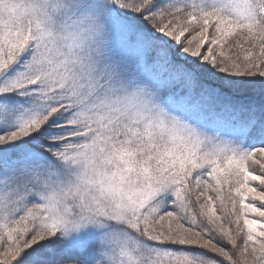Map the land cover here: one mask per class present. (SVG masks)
I'll use <instances>...</instances> for the list:
<instances>
[{
  "label": "snow or ice",
  "instance_id": "6c2138e0",
  "mask_svg": "<svg viewBox=\"0 0 264 264\" xmlns=\"http://www.w3.org/2000/svg\"><path fill=\"white\" fill-rule=\"evenodd\" d=\"M0 264H264V0H0Z\"/></svg>",
  "mask_w": 264,
  "mask_h": 264
}]
</instances>
